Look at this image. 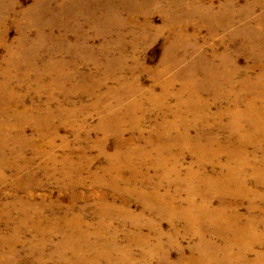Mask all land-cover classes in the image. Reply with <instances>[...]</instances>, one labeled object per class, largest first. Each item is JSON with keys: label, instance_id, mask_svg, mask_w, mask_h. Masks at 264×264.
I'll return each mask as SVG.
<instances>
[{"label": "rangeland", "instance_id": "1", "mask_svg": "<svg viewBox=\"0 0 264 264\" xmlns=\"http://www.w3.org/2000/svg\"><path fill=\"white\" fill-rule=\"evenodd\" d=\"M263 38L264 0H0V264H264Z\"/></svg>", "mask_w": 264, "mask_h": 264}, {"label": "bare ground", "instance_id": "2", "mask_svg": "<svg viewBox=\"0 0 264 264\" xmlns=\"http://www.w3.org/2000/svg\"><path fill=\"white\" fill-rule=\"evenodd\" d=\"M264 39V38H263ZM248 82H250V81H244V83L245 84H247ZM243 83V84H244ZM252 84H254V86H256V88H257V86H261V87H263V90H264V70L261 72V73H259V75L255 78V81L254 82H252ZM248 85V84H247ZM253 86V87H254ZM246 88H248V87H246ZM249 89V88H248ZM255 89V88H254ZM264 92V91H263ZM249 100V102L246 104V109H245V112L244 113H242V115H241V117H238L239 119H242V120H247L248 122H249V124L250 125H248V127L250 128V129H248L249 131H251V133L252 132H256L258 135H260V138L264 141V107H259V106H257V104H256V97H254V96H252L251 98H249L248 99ZM238 119V120H239ZM4 121V120H3ZM232 122H234L235 123V121L233 120ZM233 123V124H234ZM238 123V121L236 122V124ZM6 125V124H5ZM238 125V124H237ZM2 126H3V123H2V121H0V129L2 128ZM234 126V125H233ZM7 128V127H6ZM235 128V127H234ZM240 128V127H239ZM3 130V129H2ZM245 136V135H244ZM248 137V136H247ZM243 144H247V143H250V142H248L246 139H245V137H243ZM2 142H3V139H0V144H2ZM248 145V144H247ZM5 146V145H4ZM254 148L256 149V148H260L259 147V144H254ZM0 147H2V146H0ZM247 147V146H246ZM240 148V147H239ZM238 148V150H239V152L241 153V154H243L241 151H240V149ZM242 149V148H241ZM1 150V149H0ZM3 151V150H2ZM246 151V150H245ZM238 154H236V156H237ZM244 155V154H243ZM5 156V155H4ZM5 160V159H4ZM238 160H239V158H238ZM261 160V159H260ZM264 160V159H263ZM240 162H245V159L243 158V157H240V160H239ZM262 161V160H261ZM249 162V161H248ZM258 163V162H257ZM1 164V163H0ZM2 165V164H1ZM4 166V165H3ZM2 166V167H3ZM259 174V173H258ZM3 175V174H2ZM261 175V174H260ZM0 178H2V176L0 175ZM201 181H206L207 183H209V186L211 187V188H215V187H217V188H220V190L217 192L218 194H220V196H221V194L222 195H224V193H226L227 194V192L226 191H228V193L229 194H232V195H234L235 193H237L236 192V189H232V190H230V189H227V188H225V189H223L224 188V184H227V183H229V182H231V181H235V171H233L232 169H229L228 170V172L226 173V174H223V175H221V176H217V177H208V178H203V179H201V178H199ZM244 181V180H243ZM243 181L242 180H238V181H236V183H239L240 185H242V184H244L243 183ZM245 191V190H244ZM243 192V191H242ZM256 193H258V192H256ZM237 195V194H236ZM254 195V194H253ZM258 194H256V196H257ZM240 196V195H239ZM162 197L160 196V195H158V194H156V196H154V199L157 201V202H159L160 200H158V199H161ZM148 205L149 206H151V204L150 203H148ZM160 209H162V208H160ZM190 210H194V211H199V212H206V211H208V212H206L205 214H203V216H205L208 220H210V221H212V222H214V218H218V215L217 214H219V213H217L216 214V211H214V210H208L207 208H206V206L205 205H202V206H198V207H196V206H194L193 204H190ZM163 211V210H162ZM180 214L183 216H186V215H188V212H182V211H180ZM203 216H202V218H203ZM189 219H190V217H189ZM204 220V219H203ZM218 220V219H217ZM205 221V220H204ZM232 222V221H231ZM230 222V223H231ZM218 223H219V221H218ZM235 223V222H234ZM72 224V223H71ZM221 224V223H220ZM232 224V223H231ZM70 225V224H69ZM219 225V224H218ZM250 225V224H249ZM70 229H71V226L69 227ZM219 228V227H218ZM217 228V229H218ZM220 229H222V228H220ZM227 229H232V227L229 225V226H227ZM214 230V229H213ZM226 231V230H225ZM232 231V230H231ZM230 231V232H231ZM235 232V231H234ZM233 232V233H234ZM253 232H255V231H253L248 225H244V226H242V227H240L239 229H237L236 230V233H234L236 236L234 237V238H238V240H239V242L238 243H241V240H242V238L243 237H247V239H250L248 236L249 235H253L254 233ZM221 233V232H220ZM256 233V232H255ZM50 234V233H49ZM254 235H256V234H254ZM254 235H253V237H254ZM259 235V234H258ZM201 236V235H200ZM68 237V236H67ZM66 237V238H67ZM257 237V236H256ZM258 237H260V236H258ZM257 237V238H258ZM205 238V237H204ZM234 238H233V240H234ZM200 239V238H199ZM201 239H203V238H201ZM235 239V240H236ZM246 239V238H245ZM68 240V239H67ZM72 240V239H71ZM232 239H230V241H231ZM232 240V241H233ZM234 240V241H235ZM73 241V240H72ZM202 241V240H201ZM224 241H225V250L226 251H224V249H222V250H215V254H213L214 256H217V257H213V256H210V257H213V258H216V262L215 263H217L218 264V262H219V257H220V255L221 256H223L224 257V255H227V256H230V259L231 258H234L235 256V254L237 255V253H235L234 255H231L229 252H227L232 246H233V244L235 245V243L236 242H234V243H231V242H229V240L228 239H224ZM255 241H257V240H255ZM254 241V242H255ZM259 241V240H258ZM261 241V240H260ZM71 242V241H70ZM206 242V241H205ZM244 242H245V240H244ZM243 242V243H244ZM66 243V242H65ZM213 244V243H212ZM242 244V243H241ZM247 244H249L250 245V243H249V241L248 242H246V244L244 243V247L246 248V249H248V245ZM209 245V244H208ZM239 245V244H238ZM253 245V244H252ZM207 246V245H206ZM210 246V245H209ZM215 247H218V246H215ZM204 248H206V247H204ZM208 248V247H207ZM238 248V247H237ZM216 249V248H215ZM233 249V248H232ZM244 249V248H243ZM203 250V249H202ZM80 251V250H79ZM210 251V250H209ZM78 252V251H77ZM101 252V251H100ZM240 252V251H239ZM243 252V251H242ZM248 252V251H247ZM246 252L244 251V253H243V255L245 254ZM206 254V253H205ZM218 254V255H217ZM240 254V253H239ZM250 254V253H249ZM77 255H80L79 254V252L76 254V257H77ZM207 255V254H206ZM81 256H83V254L81 255ZM204 256V255H203ZM262 256V255H261ZM240 257H242L241 255H240ZM249 257V256H248ZM247 257V258H248ZM258 257H260V256H258ZM78 258V257H77ZM228 258V257H227ZM237 258V257H236ZM264 258V257H263ZM82 259V258H81ZM203 259V258H202ZM230 259H228V260H230ZM239 259V258H238ZM241 259V258H240ZM246 259V258H245ZM257 259V257L255 258V260ZM259 259V258H258ZM77 260V259H76ZM84 260V259H83ZM82 260V261H83ZM215 260V259H214ZM221 260H223V258L221 259ZM226 260V259H225ZM224 260V261H225ZM254 260V259H253ZM75 261V260H74ZM79 261V260H78ZM204 261V260H203ZM211 261H213V260H211ZM252 261V260H251ZM249 262V261H246V260H244V264H256V262L257 261H255V262ZM263 261V260H262ZM89 262V261H88ZM207 262V261H206ZM228 262V261H227ZM86 263V262H85ZM220 263H221V261H220ZM219 263V264H220ZM232 263V262H231ZM242 263V262H241ZM260 263V262H259ZM115 264H119L118 262L117 263H115ZM233 264H234V262H233ZM238 264H240V263H238ZM263 264V263H262Z\"/></svg>", "mask_w": 264, "mask_h": 264}]
</instances>
